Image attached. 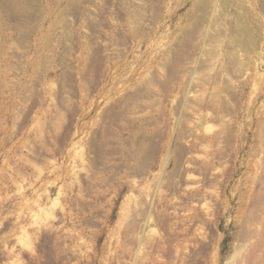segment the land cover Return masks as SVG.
Here are the masks:
<instances>
[{"label": "rangeland", "instance_id": "rangeland-1", "mask_svg": "<svg viewBox=\"0 0 264 264\" xmlns=\"http://www.w3.org/2000/svg\"><path fill=\"white\" fill-rule=\"evenodd\" d=\"M263 175L264 0H0V264H258Z\"/></svg>", "mask_w": 264, "mask_h": 264}, {"label": "bare ground", "instance_id": "bare-ground-1", "mask_svg": "<svg viewBox=\"0 0 264 264\" xmlns=\"http://www.w3.org/2000/svg\"><path fill=\"white\" fill-rule=\"evenodd\" d=\"M258 129V128H257ZM258 168V167H257ZM262 177V176H261ZM263 177H264V175H263ZM260 178V177H259ZM260 180H262V179H260ZM264 181V179L262 180V181H257V182H259V186H260V183L261 182H263ZM257 182L255 183V184H257ZM263 184H264V182H263ZM262 185V184H261ZM253 186V185H252ZM251 186V187H252ZM256 186V185H255ZM255 186H253L252 188V190H250L251 192L254 190V189H256L258 186H256V188H255ZM251 187H250V189H251ZM262 187V186H261ZM264 188V187H263ZM263 188H262V190L261 191H259V192H262L263 191V193H264V190H263ZM256 191H258V190H255V192ZM250 192V193H251ZM246 193V192H245ZM259 194V193H258ZM258 194H255V195H257L258 196ZM262 198H263V201H262V198H258V197H256L255 196V199H257L258 198V200H257V202L259 201V204L257 205L256 204V206L254 207V209H252V211L250 212V214H248L247 216L249 217V219H247L248 221H250V223H249V225H248V230L247 231H249V235H248V238H247V242L246 243H249L250 245H252L253 246V251H257V252H259V251H261V254H262V251H264V194H262V193H260L259 194ZM246 197H248V196H246ZM254 197V196H253ZM252 199V198H251ZM242 200V199H241ZM248 204V203H247ZM248 206V205H247ZM246 211V210H245ZM244 211V212H245ZM247 213H249V210H247ZM240 215V214H239ZM238 215V216H239ZM250 215V216H249ZM245 216V215H244ZM238 218V217H237ZM243 219H244V217H243ZM246 219V218H245ZM243 221V220H242ZM246 222V221H245ZM244 223V222H243ZM246 226V225H245ZM240 231V230H239ZM241 234V233H240ZM242 236V235H241ZM241 238V237H240ZM241 240V239H240ZM236 241V240H235ZM239 241V240H238ZM237 242V241H236ZM235 244V243H234ZM238 247V246H237ZM234 249V248H233ZM236 251V248H235V250H234V252ZM235 253H233V255H234ZM257 254V253H256ZM255 254V255H256ZM260 254V253H259ZM260 254V255H261ZM264 254V253H263ZM254 255V256H255ZM255 257H258V255L257 256H255ZM231 256H230V258H229V260H231ZM254 258V257H253ZM258 260V264H264V258H255V260ZM254 262H256V261H254ZM227 264H228V262H227Z\"/></svg>", "mask_w": 264, "mask_h": 264}]
</instances>
